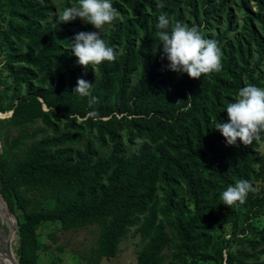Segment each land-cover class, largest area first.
Listing matches in <instances>:
<instances>
[{
    "label": "trees",
    "instance_id": "16d2710c",
    "mask_svg": "<svg viewBox=\"0 0 264 264\" xmlns=\"http://www.w3.org/2000/svg\"><path fill=\"white\" fill-rule=\"evenodd\" d=\"M0 57V193L19 264H38L46 223L95 226L89 264L138 225L136 264L262 262L264 0H0ZM232 244L249 252L224 257Z\"/></svg>",
    "mask_w": 264,
    "mask_h": 264
},
{
    "label": "rangeland",
    "instance_id": "374dc122",
    "mask_svg": "<svg viewBox=\"0 0 264 264\" xmlns=\"http://www.w3.org/2000/svg\"><path fill=\"white\" fill-rule=\"evenodd\" d=\"M236 23L239 24L242 21V15L236 14ZM234 27V25H232ZM232 27H226V25H222L219 28V33L230 29L232 30V33L235 35V28ZM238 29V28H237ZM212 37L217 35L216 32L213 31V33H210ZM232 34V35H233ZM231 35V36H232ZM175 45L174 42H171L169 45V53L168 55L171 56V52L173 50V46ZM197 48V46H196ZM1 60V57H0ZM171 63V74L173 73L172 65L173 63L169 61V64ZM261 73L264 76V63L260 67ZM170 74V73H169ZM261 75V74H260ZM3 77L4 74L1 73L0 77ZM171 77H177V75L174 73L173 75H170ZM170 76H168L170 78ZM262 82H264V78L262 79ZM1 90V86H0ZM264 92V91H262ZM4 116V114H3ZM16 134V131H10L9 132V139L12 138ZM8 139V140H9ZM228 141V134L225 133L223 130H221V135L218 139V141H215L214 147L220 148L222 147L226 142ZM2 141L0 140V153L2 152ZM258 154L262 157H264V142H260L257 146ZM13 154L17 155V151L13 152ZM180 196H183L184 191L181 187L178 188ZM253 193H262L264 194V182L262 183H254V187L252 189ZM160 199H163V193L159 192ZM164 204V201L161 200V206ZM52 205V202H46L45 208H48ZM239 207V206H237ZM244 208L239 207L238 209V217L235 219L236 222V232L239 233L238 237H241L240 231L243 229L244 223L242 219H244ZM7 214L6 217L8 219H11L7 221L6 223H3L0 221V249L4 250L6 253V247L9 250V253L11 256L17 261V247H18V237H17V219L14 214L11 213H5ZM16 214V213H15ZM18 216L21 215L20 212L17 213ZM252 229H261L264 226V213L259 215L256 219H254L252 222ZM140 225L135 226L134 228H131L128 230V233L123 237L122 241L118 244V249L116 252V255L114 258L110 259H101L100 264H136V253L141 249V247L144 245V241L142 242L140 239V234L137 232ZM231 228L230 226H226L222 233V237L224 239H228L230 236ZM12 235V236H9ZM246 237L250 238L252 236L251 232L246 231ZM174 238L176 239V236L174 235ZM9 239V244H7V241ZM38 239L40 240L41 249L38 251V264H89L86 261V258L89 256V251L91 248L95 246V242L97 239V230L95 226H87L84 228H78V229H70V230H63L60 228V226L57 223H46L43 224L38 228ZM2 246V247H1ZM220 246H222L220 244ZM244 248L245 252H249V248L244 246H236L235 244H232L228 247V249H223V256L225 257V253L227 251L236 253L237 250ZM171 249H167L164 252L166 254L171 253ZM262 262L260 264H264V243L261 244L258 249L255 256H260ZM8 257V256H7ZM169 260H165L164 264H169ZM189 263V260H187ZM254 262L249 261L248 264H253ZM177 264V263H175ZM201 264H212V263H201ZM225 264V263H224Z\"/></svg>",
    "mask_w": 264,
    "mask_h": 264
},
{
    "label": "bare ground",
    "instance_id": "6f19581e",
    "mask_svg": "<svg viewBox=\"0 0 264 264\" xmlns=\"http://www.w3.org/2000/svg\"><path fill=\"white\" fill-rule=\"evenodd\" d=\"M1 117H3V114L0 113V118ZM5 213H6L5 205L0 198V221L3 223H6L7 221L11 220V219H8L9 216L6 217L7 214H5ZM11 222H12V220H11ZM9 236H12V235H9ZM0 264H11L9 258L7 257V252L3 253V254L0 253Z\"/></svg>",
    "mask_w": 264,
    "mask_h": 264
},
{
    "label": "water",
    "instance_id": "95a60500",
    "mask_svg": "<svg viewBox=\"0 0 264 264\" xmlns=\"http://www.w3.org/2000/svg\"><path fill=\"white\" fill-rule=\"evenodd\" d=\"M9 115H10V113H9ZM8 115V116H9ZM3 117H5V116H3ZM0 198H1V200L3 201V199H2V197H1V193H0ZM3 203H4V205H5V209H6V213H8V214H10L11 215V211L9 210V208L7 207V205H6V203L3 201ZM7 244H9V239H8V241H7ZM6 252H7V256H8V258H9V260H10V263L11 264H19L12 256H11V254L9 253V250H8V248L6 247ZM0 253H5L4 252V250H1L0 249Z\"/></svg>",
    "mask_w": 264,
    "mask_h": 264
},
{
    "label": "clouds",
    "instance_id": "9594fccd",
    "mask_svg": "<svg viewBox=\"0 0 264 264\" xmlns=\"http://www.w3.org/2000/svg\"><path fill=\"white\" fill-rule=\"evenodd\" d=\"M1 114H4L5 117H7L9 115V113H1ZM10 116V115H9ZM1 118H4V117H1ZM17 223V222H16Z\"/></svg>",
    "mask_w": 264,
    "mask_h": 264
}]
</instances>
